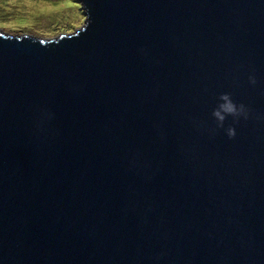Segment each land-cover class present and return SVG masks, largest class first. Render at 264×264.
<instances>
[{"label":"water","instance_id":"95a60500","mask_svg":"<svg viewBox=\"0 0 264 264\" xmlns=\"http://www.w3.org/2000/svg\"><path fill=\"white\" fill-rule=\"evenodd\" d=\"M82 5L0 30V264H264V0Z\"/></svg>","mask_w":264,"mask_h":264},{"label":"rangeland","instance_id":"374dc122","mask_svg":"<svg viewBox=\"0 0 264 264\" xmlns=\"http://www.w3.org/2000/svg\"><path fill=\"white\" fill-rule=\"evenodd\" d=\"M26 0H0V30L8 35H27L42 40H52L63 35L73 34L82 29L86 23L87 15L82 0H32L31 4L40 6V3L49 4L52 10L28 16ZM65 10L59 14V10ZM66 9L68 11L66 12ZM25 18L20 20V15ZM54 19H56L54 21ZM48 22H52L50 28Z\"/></svg>","mask_w":264,"mask_h":264},{"label":"clouds","instance_id":"9594fccd","mask_svg":"<svg viewBox=\"0 0 264 264\" xmlns=\"http://www.w3.org/2000/svg\"><path fill=\"white\" fill-rule=\"evenodd\" d=\"M248 80L252 86L257 84L255 74L250 75ZM220 100L221 103L212 113L214 119L217 121L218 127L222 128L228 117H232L235 122H239L241 118L245 120L249 118V109L244 104L237 105L234 103L228 94L221 95ZM225 132L229 139H234L237 134L235 127H229Z\"/></svg>","mask_w":264,"mask_h":264},{"label":"bare ground","instance_id":"6f19581e","mask_svg":"<svg viewBox=\"0 0 264 264\" xmlns=\"http://www.w3.org/2000/svg\"><path fill=\"white\" fill-rule=\"evenodd\" d=\"M31 1L32 0H26L25 1V3L27 4V8H25L26 9V11L25 12H28V16L29 17H31L32 15H34L35 16V14L37 13V11L40 9L42 12H44L45 13V11H50V13H52V12H54L55 13V11L54 10H52V7L48 4H46V3H40V6H41V8L39 7V6H37V5H35V4H31ZM57 10H59V14H63L64 12H65V10H62L61 11V9H57ZM68 11V9H66V12ZM20 20L21 19H23V18H25V14H21L20 15ZM56 19H54V21H55ZM49 24H48V26L46 27V28H50L51 26V24H52V22H48Z\"/></svg>","mask_w":264,"mask_h":264}]
</instances>
